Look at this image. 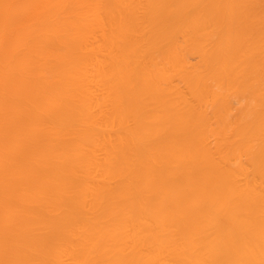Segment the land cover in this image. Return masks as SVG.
<instances>
[{"label":"bare ground","instance_id":"obj_1","mask_svg":"<svg viewBox=\"0 0 264 264\" xmlns=\"http://www.w3.org/2000/svg\"><path fill=\"white\" fill-rule=\"evenodd\" d=\"M0 264H264V0H0Z\"/></svg>","mask_w":264,"mask_h":264}]
</instances>
